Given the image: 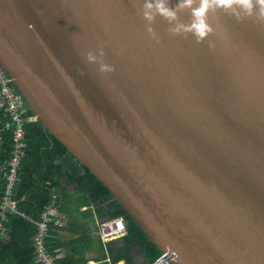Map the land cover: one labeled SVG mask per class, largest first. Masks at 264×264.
Listing matches in <instances>:
<instances>
[{
  "label": "water",
  "instance_id": "water-1",
  "mask_svg": "<svg viewBox=\"0 0 264 264\" xmlns=\"http://www.w3.org/2000/svg\"><path fill=\"white\" fill-rule=\"evenodd\" d=\"M143 2L0 0V65L174 264H264V24L210 14L197 44L157 16V44Z\"/></svg>",
  "mask_w": 264,
  "mask_h": 264
},
{
  "label": "trees",
  "instance_id": "trees-1",
  "mask_svg": "<svg viewBox=\"0 0 264 264\" xmlns=\"http://www.w3.org/2000/svg\"><path fill=\"white\" fill-rule=\"evenodd\" d=\"M34 115L28 108L25 117ZM25 132L26 155L15 198L19 201L18 209L37 220L50 197L37 198L32 194L47 190L58 192V206L69 221L63 230L53 227L46 239L47 248L57 259V264H88L91 259L96 264H136L139 258L143 259V264H153L163 254L114 200L109 189L50 131H45L39 121L27 123ZM11 148V125L0 113V165L8 160ZM63 182L73 186L75 196L63 195ZM3 189L0 175V190ZM64 199L70 203L73 199L76 206H64ZM117 218L124 219V235L119 240L104 243L99 235V222ZM36 231L37 227L30 220L10 214L5 237H0V264H35L32 237ZM62 252H66V256L59 258Z\"/></svg>",
  "mask_w": 264,
  "mask_h": 264
},
{
  "label": "built area",
  "instance_id": "built-area-1",
  "mask_svg": "<svg viewBox=\"0 0 264 264\" xmlns=\"http://www.w3.org/2000/svg\"><path fill=\"white\" fill-rule=\"evenodd\" d=\"M5 72L0 65V113L11 125L12 148L8 160L0 165V175L4 182V189L0 190V237H5L6 222L10 214L26 218L37 227V231L32 237L35 264H57V259L47 248L46 239L50 236L53 227L65 229L69 219L60 211L56 194L50 197L49 203L42 206L37 220L31 219L18 209L19 201L15 198V190L20 181L19 173L22 160L26 155L25 126L27 123L37 122L38 117L36 115L25 117L28 110L26 101ZM124 232L123 218L104 219L99 222V235L104 243L113 238L122 237ZM153 264L174 263L163 253Z\"/></svg>",
  "mask_w": 264,
  "mask_h": 264
},
{
  "label": "clouds",
  "instance_id": "clouds-1",
  "mask_svg": "<svg viewBox=\"0 0 264 264\" xmlns=\"http://www.w3.org/2000/svg\"><path fill=\"white\" fill-rule=\"evenodd\" d=\"M223 12L225 15L234 17L237 21L253 19L258 24H264V0H144L141 8V16L147 22L148 35L160 43L157 33L151 27L157 16L163 18L170 27L168 32L171 36L187 38L191 35L197 44L202 43L214 32L209 23V15ZM187 13L188 22L181 20V14ZM209 47H214L209 42ZM87 64L99 63L100 73H111L115 69L107 64L103 57V47L99 48V54L93 51L81 53Z\"/></svg>",
  "mask_w": 264,
  "mask_h": 264
},
{
  "label": "crops",
  "instance_id": "crops-1",
  "mask_svg": "<svg viewBox=\"0 0 264 264\" xmlns=\"http://www.w3.org/2000/svg\"><path fill=\"white\" fill-rule=\"evenodd\" d=\"M63 195L65 196V194H70V195H72V196H75V191H74V188H73V186H71V185H69V184H67V183H64L63 182ZM53 194H56L57 196H58V192H56L55 190H47V191H37V192H34L33 194H32V196H34V197H37V198H40V197H51ZM64 198H66V197H64ZM59 200V199H58ZM70 200V199H69ZM72 203H70L69 201H67V199H64L63 200V205L64 206H71V207H75L76 205H75V202H74V200L73 199H71L70 200ZM60 203V202H59ZM86 208H84L83 210H85ZM64 234H66V233H64ZM95 234V233H94ZM96 235V234H95ZM113 240H119V238H113V239H111L110 241H113ZM109 241V242H110ZM66 256V252H62L60 255H59V258H64ZM139 259H141V264H143V259L142 258H139ZM138 259V260H139ZM138 260H137V262H138ZM137 262H136V264H137ZM124 262H120V264H123ZM88 264H96V262L94 261V260H89V263Z\"/></svg>",
  "mask_w": 264,
  "mask_h": 264
},
{
  "label": "rangeland",
  "instance_id": "rangeland-1",
  "mask_svg": "<svg viewBox=\"0 0 264 264\" xmlns=\"http://www.w3.org/2000/svg\"><path fill=\"white\" fill-rule=\"evenodd\" d=\"M137 264H141V259L138 260Z\"/></svg>",
  "mask_w": 264,
  "mask_h": 264
}]
</instances>
